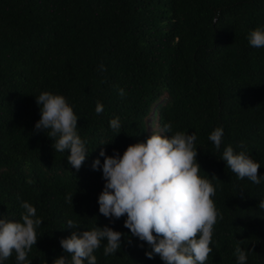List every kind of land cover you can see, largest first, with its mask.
Wrapping results in <instances>:
<instances>
[{
  "label": "trees",
  "instance_id": "16d2710c",
  "mask_svg": "<svg viewBox=\"0 0 264 264\" xmlns=\"http://www.w3.org/2000/svg\"><path fill=\"white\" fill-rule=\"evenodd\" d=\"M257 27L264 29V0H0V218L20 221L21 201L37 209L29 264L71 259L60 245L73 231L69 219L77 231L107 225L123 233L115 254L105 257L102 242L97 264H164L146 257L148 245L124 227L126 216L110 222L99 213V152L122 155L169 122L173 133H195L199 175L216 189L205 264H238L237 245L246 264H264V180L238 179L221 159L231 145L264 175V48L247 39ZM42 91L64 96L78 117L89 152L78 172L67 151L33 132ZM115 117L119 133L109 127ZM217 127L220 150L208 139ZM96 158L100 170L91 168ZM4 264H17L15 253Z\"/></svg>",
  "mask_w": 264,
  "mask_h": 264
},
{
  "label": "clouds",
  "instance_id": "9594fccd",
  "mask_svg": "<svg viewBox=\"0 0 264 264\" xmlns=\"http://www.w3.org/2000/svg\"><path fill=\"white\" fill-rule=\"evenodd\" d=\"M247 39L250 46L264 48V29L251 30ZM98 70L106 71V68L101 64ZM118 94L123 97L124 89H118ZM35 102L40 108V118L33 132H44L51 138L55 152L67 151L68 163L78 172L89 152L86 142L77 133L78 117L73 108L64 96L49 91L35 96ZM103 111L104 106L98 101L95 112ZM109 127L119 133V117L110 119ZM169 133L171 135H167ZM208 139L220 150L223 129L215 128ZM195 141L194 132L173 133L169 122L152 133L146 142L129 145L122 155H106L105 149H100L99 156L104 157L102 178L105 183L98 196L99 213L110 222L126 216L124 227L132 236L146 242L148 259L159 256L164 264H205L213 252L210 245L218 213L212 196L216 189L199 175ZM221 159L238 179L247 178L254 185L264 180V175L258 171L260 164L245 151L235 152L228 145ZM91 168L101 169L99 158L93 160ZM65 200L73 204V194L67 193ZM20 206L23 209L20 221L0 218V264L13 253L17 264H29L28 253L37 243L36 228L42 223L37 209L27 201H21ZM258 207L264 209V198ZM66 228L73 231L60 240V245L71 259L61 255L53 264H97L94 252L102 242H106L103 245L105 257L121 248L123 233L107 225L77 231L78 223L69 219ZM234 255L238 264H246L247 253L239 245Z\"/></svg>",
  "mask_w": 264,
  "mask_h": 264
},
{
  "label": "rangeland",
  "instance_id": "374dc122",
  "mask_svg": "<svg viewBox=\"0 0 264 264\" xmlns=\"http://www.w3.org/2000/svg\"><path fill=\"white\" fill-rule=\"evenodd\" d=\"M150 119H151V116L148 118V126H149V128L151 129V126H150Z\"/></svg>",
  "mask_w": 264,
  "mask_h": 264
}]
</instances>
